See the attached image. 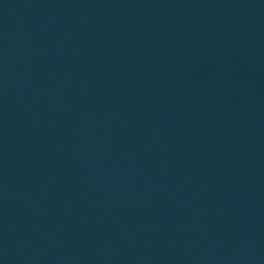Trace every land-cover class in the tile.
I'll return each mask as SVG.
<instances>
[{
    "label": "water",
    "instance_id": "95a60500",
    "mask_svg": "<svg viewBox=\"0 0 264 264\" xmlns=\"http://www.w3.org/2000/svg\"><path fill=\"white\" fill-rule=\"evenodd\" d=\"M0 264H264V0H0Z\"/></svg>",
    "mask_w": 264,
    "mask_h": 264
}]
</instances>
